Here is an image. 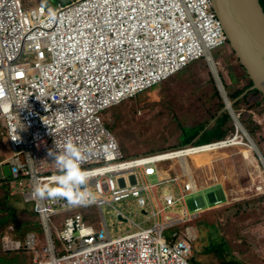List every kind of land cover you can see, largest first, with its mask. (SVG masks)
<instances>
[{"label":"built area","instance_id":"obj_1","mask_svg":"<svg viewBox=\"0 0 264 264\" xmlns=\"http://www.w3.org/2000/svg\"><path fill=\"white\" fill-rule=\"evenodd\" d=\"M227 41L212 0H76L56 8L0 0V125L7 124L11 151L8 183L32 204L45 240L37 248V234L22 242L7 232L1 250H25L33 256L30 264H195L188 240L164 233L192 222L200 198L190 213L186 197L199 191L196 182L181 185L163 168L232 146L235 137L127 158L104 115L192 63H214L213 50ZM66 141L79 147L80 166L89 173L80 191L90 202L78 206L33 196L34 186L57 174L48 149ZM153 176L158 183L148 181ZM170 183L181 195L160 197L159 186ZM131 200L149 204L152 213H141L153 223L133 222V229L113 235L103 207ZM116 215L129 220L119 209ZM54 220L61 223L55 238Z\"/></svg>","mask_w":264,"mask_h":264},{"label":"rangeland","instance_id":"obj_2","mask_svg":"<svg viewBox=\"0 0 264 264\" xmlns=\"http://www.w3.org/2000/svg\"><path fill=\"white\" fill-rule=\"evenodd\" d=\"M25 2L28 6L47 4L56 8L65 5L59 0ZM213 58L228 97L247 86L246 71L229 44L214 49ZM216 82L210 65L205 60H199L154 89L112 108L105 113L104 123L115 135L127 158L180 148L185 130L200 125L206 126L204 131L208 130L226 112L217 96ZM229 99L235 101V113L264 156L262 93L250 91L245 97ZM237 126L233 119L228 121L224 139L236 137L239 132L236 131ZM6 130L7 124L3 121L0 125V206L5 203L4 198L9 197L12 207L22 212L23 217L34 220L31 217V213H35L32 204L24 205L21 195L16 194L8 183L11 179V166L8 164L11 151ZM243 142L248 144L246 139ZM244 148L229 146L209 151L207 156L196 154L185 158L199 191L186 197V205L190 213H194L200 198V209L188 225L177 226L164 234L169 237L178 233L176 237L181 235L186 238L192 247V258L199 264H264V165L256 152H253L255 165L248 164L242 154ZM171 166L173 168L169 171ZM174 169L182 175V179L174 176ZM163 170L170 172L181 185L188 181L180 160L167 163ZM149 182L158 183L157 177H150ZM159 188L160 197L163 193L173 191L177 197L181 195L176 183L163 184ZM209 193H214L217 202L208 200ZM177 207L183 208L180 204ZM116 209L129 218L128 223L119 222ZM116 209L108 205L103 207L113 235L133 229V222L141 226L153 223L147 215L141 213L143 209L152 213L147 202L144 207H139L138 200L120 202L116 204ZM89 212L99 220L102 227L98 209L91 207ZM54 225L55 238L61 230V223L54 220ZM38 237L42 244H38L37 248L43 246L45 241L44 236Z\"/></svg>","mask_w":264,"mask_h":264},{"label":"water","instance_id":"obj_3","mask_svg":"<svg viewBox=\"0 0 264 264\" xmlns=\"http://www.w3.org/2000/svg\"><path fill=\"white\" fill-rule=\"evenodd\" d=\"M61 1L64 4L71 2ZM212 7L222 22L231 49L253 81L251 88L243 95L258 89L264 97V7L260 0H212ZM212 66L215 67V63ZM211 71L225 103L224 111H228L235 123L238 121L243 125L233 109L235 101H230L218 72L215 73L212 68ZM244 130L246 131L245 127ZM247 141L255 146L256 155L264 165V156L256 142L249 139ZM207 198L212 203L217 202L214 193H209ZM140 203L143 205L144 199ZM143 212L146 211L143 209ZM118 220L127 222L122 216H118Z\"/></svg>","mask_w":264,"mask_h":264},{"label":"trees","instance_id":"obj_4","mask_svg":"<svg viewBox=\"0 0 264 264\" xmlns=\"http://www.w3.org/2000/svg\"><path fill=\"white\" fill-rule=\"evenodd\" d=\"M61 4L63 2L59 0ZM262 6L264 7V0H260ZM47 5V4H46ZM58 7V6H56ZM227 44L228 41H227ZM242 66V65H241ZM185 70V69H184ZM182 72V71H181ZM180 73V72H179ZM247 74V72H246ZM248 76V84L247 86L242 89L241 91H238L234 94L229 95V97L232 100H235L237 98L245 97L243 93L251 88L253 81L252 79ZM256 94H261V92L258 89H254L252 91ZM217 96L220 98V102L222 103L221 106L224 108L225 103L222 99V97L219 94V91L216 92ZM264 100V97H263ZM115 108V107H113ZM235 108V106H234ZM112 109V108H111ZM110 109V110H111ZM216 117V116H215ZM214 117V118H215ZM232 121V118L228 111L223 113L221 116H219L216 121L215 125L211 128H208V130H205L204 125H200L198 127H194L192 129L185 130L183 132L184 134V139L182 143V147L184 146H189V145H202V144H207V143H212L213 141L216 140H221L224 139L225 136L227 135V130H225V126L227 122ZM252 130L250 131V133ZM252 135V133H251ZM6 201L3 203V205L0 206V239L7 233L9 232L10 235L16 239L20 240L22 242H25L27 236L31 233H35L39 236H43V227L40 223L39 217L35 213H31V217L34 218V220L29 219L27 217L22 216V212L17 211L15 207H12L9 202V197L4 198ZM21 199V197H20ZM22 200V199H21ZM23 202V201H22ZM25 205V203L23 202ZM28 207V205H26ZM33 210V208H32ZM34 214V215H33ZM23 218V219H21ZM12 227L13 230L9 231V228ZM56 245L59 246L60 243L56 241ZM195 264H199L195 262L194 258L191 259ZM33 261L32 255L27 254L25 250H21L18 252H9V253H4L1 250V244H0V264H30ZM239 264V263H238Z\"/></svg>","mask_w":264,"mask_h":264},{"label":"clouds","instance_id":"obj_5","mask_svg":"<svg viewBox=\"0 0 264 264\" xmlns=\"http://www.w3.org/2000/svg\"><path fill=\"white\" fill-rule=\"evenodd\" d=\"M47 157L55 164L57 174L53 175L48 183H38L34 186L33 196L37 199H64L69 206L90 202L88 194L80 191L86 186L89 173L80 166L79 147L71 141H66L63 148H60L55 142V148L48 149ZM126 220L127 222H119L128 223L129 220Z\"/></svg>","mask_w":264,"mask_h":264},{"label":"bare ground","instance_id":"obj_6","mask_svg":"<svg viewBox=\"0 0 264 264\" xmlns=\"http://www.w3.org/2000/svg\"><path fill=\"white\" fill-rule=\"evenodd\" d=\"M211 68L213 69V71L216 73V71H217V68H216V65H215V67H213L212 66V62H211ZM237 124H238V126H237ZM236 126H237V129H236V131H239L238 132V136H236L235 137V139H234V141H233V143H232V146H244L245 148L242 150V154L244 155V157H245V159H246V161H247V163L248 164H250V165H255V158H254V156H253V152L255 153V146L252 144V143H250V144H245V143H243L242 141L240 142L239 140L240 139H249V140H252V141H254L253 140V138L249 135V133L247 132V131H245L244 130V126L243 125H241L238 121H236ZM227 148V147H226ZM216 150H219V149H216ZM210 151V150H209ZM209 151H204V152H201V153H198V154H200L201 156H207V155H209ZM196 155V154H195ZM192 156V155H191ZM180 161H181V164H182V168H183V170H184V173L186 174V176H188V179L190 180V182L192 183V184H194L195 183V181L193 182V180H194V178H193V174H192V172H191V168H190V166H189V164L186 162V159L185 158H182V159H180ZM247 165V164H246ZM251 168V167H250ZM252 169V168H251ZM252 175V174H251ZM182 176V175H181ZM183 176H185V175H183ZM195 185H196V183H195Z\"/></svg>","mask_w":264,"mask_h":264},{"label":"crops","instance_id":"obj_7","mask_svg":"<svg viewBox=\"0 0 264 264\" xmlns=\"http://www.w3.org/2000/svg\"><path fill=\"white\" fill-rule=\"evenodd\" d=\"M168 167H169V166H168ZM172 168H173V166H171V167L169 168V171H170ZM173 171H174V176H175V177H178L179 179H182L181 174L179 175L176 169H174ZM167 175L172 177V175L170 174V172H168ZM149 181H150V178H149ZM151 181H152V179H151Z\"/></svg>","mask_w":264,"mask_h":264}]
</instances>
